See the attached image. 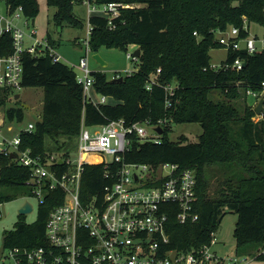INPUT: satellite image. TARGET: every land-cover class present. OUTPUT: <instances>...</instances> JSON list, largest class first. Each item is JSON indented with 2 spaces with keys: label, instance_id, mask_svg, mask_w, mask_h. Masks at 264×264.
Returning <instances> with one entry per match:
<instances>
[{
  "label": "trees",
  "instance_id": "16d2710c",
  "mask_svg": "<svg viewBox=\"0 0 264 264\" xmlns=\"http://www.w3.org/2000/svg\"><path fill=\"white\" fill-rule=\"evenodd\" d=\"M3 1L12 9L23 5L25 15L31 19L39 13L38 0ZM93 1L141 4L124 8L115 20L114 29L109 28L104 16L89 17L93 27L89 37L91 50L97 52L101 46L126 50L129 44L138 45L142 53L136 69L123 75L122 80L120 76L110 79L104 71H93L95 91L116 100L95 105L85 99L83 86L68 64L55 61L48 53L41 56L24 53L21 86L42 87L44 99L42 117L35 122L32 132L21 134L20 147L46 157L54 150L70 147L71 139L80 135L83 125L96 126L118 119H124L126 124L144 120L155 123L162 118L175 123H200L203 132L197 141L189 140L186 135L171 141L167 135L169 124L161 142H140L134 137V147L126 153L127 160L152 164L175 162L181 169L195 170L197 200L194 207L199 217L180 223L173 214L168 221L170 242L166 248L188 251L209 243L224 214L233 211L238 216L234 237L237 246L244 249L242 256L256 255L264 262V252H257L264 247V116L255 118L254 106L239 102L248 88L262 90L264 50L255 53L228 50L223 65H232L240 58L245 62L240 69L228 66L215 70L210 66V50L223 47L214 31L236 26L240 37L248 36L249 23L264 26V0ZM47 2L57 7L54 20L58 26L67 22L83 27L74 6L84 0ZM47 38L52 46H57L49 35ZM11 40L8 34L0 37L1 54L12 51ZM158 68L161 71L157 75L163 85L174 81L179 84L168 108L163 86L146 88L150 74ZM10 92L0 87V107L8 124L25 118L22 106L9 105ZM61 136L70 139L59 143ZM49 141L56 142L55 148ZM68 155L69 152L62 153L63 157ZM59 166L65 168L63 164ZM103 168L102 164H86L81 185L85 200L112 183V179L104 177ZM213 173L218 182L215 193L209 189ZM30 177V168L20 165L11 156L0 155V203L17 198V188L24 189L22 196H33V187L27 183ZM63 201L64 192L60 188L46 190L36 220L18 221L15 228L6 233V247L42 244L49 213Z\"/></svg>",
  "mask_w": 264,
  "mask_h": 264
},
{
  "label": "built area",
  "instance_id": "2783aa9c",
  "mask_svg": "<svg viewBox=\"0 0 264 264\" xmlns=\"http://www.w3.org/2000/svg\"><path fill=\"white\" fill-rule=\"evenodd\" d=\"M83 3L88 10L86 50L93 29L89 23L90 16L106 17L109 28L114 29L115 20L124 8L141 6L139 3L117 1L98 4L93 0H84ZM33 20L25 15L23 5L12 9L0 0V37L8 34L12 39V51L0 53V87L9 90L22 87L26 52L34 56L48 53L55 61H62L63 56L51 45L47 36H38ZM214 32L219 44L227 51L244 49L255 53L264 50V37H240L236 26ZM135 50L128 52L127 56L137 61L139 58L134 54ZM243 65V60L236 58L232 65L222 63L210 66L219 70L228 66L240 69ZM79 67L83 75L76 78L83 86L85 99L95 105L107 103V95L102 94L100 99L93 96L96 79L86 56H81ZM160 71L161 68H158L157 72L150 74L146 88L151 90L154 85L163 86L168 108L179 84L174 81L163 85L157 75ZM247 94L255 96L257 104L264 97V82L261 91L248 88ZM262 116L264 112L257 114V119ZM170 122V119L162 118L155 123L144 120L126 124L124 119H118L96 126L83 125L78 136L79 155L73 161L70 154L63 157L62 153L53 152L43 157L33 154L30 148L22 149L21 134L32 132L35 122L12 132L13 125L0 117V155L10 156L15 152L17 162L30 168L31 177L27 183L33 187V197L41 203L46 190L60 188L64 192V201L49 213L43 243L33 247H8V253L5 247L0 264H6V260H10V264H227L228 259L232 260L215 252L214 246L218 243L215 235L209 243L188 251L166 248L170 242L168 221L173 214L180 223L195 221L199 217L194 207L197 200L194 169H181L175 162L152 164L126 159V153L134 147V137L140 142L159 143ZM158 127L163 128V133L157 130ZM106 155L112 158L108 160ZM62 164L65 168L60 169ZM86 164H102L104 177L113 180L103 187L101 193L88 200L81 194ZM233 259V264H253L256 258L241 255Z\"/></svg>",
  "mask_w": 264,
  "mask_h": 264
},
{
  "label": "rangeland",
  "instance_id": "374dc122",
  "mask_svg": "<svg viewBox=\"0 0 264 264\" xmlns=\"http://www.w3.org/2000/svg\"><path fill=\"white\" fill-rule=\"evenodd\" d=\"M38 1L40 8L38 15L35 17V28L38 31V36L44 38L49 35L57 45L55 47L56 51L63 56L62 62L68 64L77 75H83V71L79 67L81 56L87 57L90 70L95 71L99 69L100 71H104L110 79L114 76H123L136 69L137 61L127 56L128 52H132L137 48V45L135 44H129L126 50L119 47L107 48L101 46L97 52L108 62V65L105 67L101 66L93 58L95 52L92 51L90 47L86 50L85 39L88 35L89 26L88 10L85 3H77L74 6V13L78 19L84 23L83 27H76L67 22H63L61 26H58L54 20V14L57 11V7L49 5L47 0ZM60 27L61 29H59ZM248 31L251 36H264V26L258 23H252ZM227 53L228 51L224 47L212 48L210 50L211 63L217 64V66L221 65L222 61L226 59ZM10 93L12 94V97L9 105L22 106L25 112V118L23 121L10 123L14 127L12 132L24 129L29 122H36L42 117L44 99V89L42 87H21L16 90H11ZM16 94H20L18 98H15ZM243 95L244 97H241L239 102L253 106L256 104L255 96L249 94ZM93 96L96 99H100L102 94L96 92ZM107 103H115V99L112 96H108ZM0 117L5 119L2 107H0ZM255 118H257V116ZM202 132L203 127L197 122H171L170 128L167 130V135L171 141H178L182 135H186L191 141H197ZM69 139L70 138L66 136H61L59 138V143L68 141ZM71 140L70 147H64L60 151H54L55 153L69 152L71 159L74 161L79 155V138L75 136ZM48 143L55 148L56 142L49 141ZM105 158L110 160L112 156L106 155ZM217 187L218 182L216 181V173H213L209 189L212 193H215ZM16 190L19 193L17 198L0 203V243L2 237L7 232L13 230L18 221H26L29 223L34 222L38 215V199L33 196H22L24 191L22 188H17ZM26 200H29L33 204V210L28 213H20L19 209ZM237 220L238 216L235 212L227 211L219 224L218 230L214 233L218 239V243L214 246L215 252L219 255L232 258V260L228 259L227 264H233V258H238L244 254V249L237 246L234 237V229ZM262 250H264V247L259 248L257 252L260 253ZM6 253H8V247L6 248ZM252 257L256 258L252 261L253 264H264V262L259 260L256 255H252ZM5 262L6 264L11 263L10 260H6Z\"/></svg>",
  "mask_w": 264,
  "mask_h": 264
},
{
  "label": "water",
  "instance_id": "95a60500",
  "mask_svg": "<svg viewBox=\"0 0 264 264\" xmlns=\"http://www.w3.org/2000/svg\"><path fill=\"white\" fill-rule=\"evenodd\" d=\"M35 20V19H34ZM33 20V21H34ZM61 29V27L59 28ZM141 53H142V50L140 47H137L136 50L134 51V54L139 58L141 56ZM93 58L103 67L107 66L108 65V62L105 61L102 56L98 53V52H95L93 54ZM244 65H245V62H244ZM120 80L123 79V76H120L119 77ZM20 94H16L15 95V98H18ZM254 110L255 112L258 114V115H261L263 112H264V97H261L259 99V101L257 102V104L255 105L254 107ZM202 126V124H201ZM157 130L160 132V133H163V128L161 127H158ZM12 158H15L16 157V153L15 152H12L11 155H10ZM61 161V160H60ZM33 210V204L29 201V200H26L24 202V204L22 205V207L19 209V212L20 213H28L30 211ZM5 238H6V235H4L2 237V240H1V243H0V258L2 256V253L4 251V248H5Z\"/></svg>",
  "mask_w": 264,
  "mask_h": 264
},
{
  "label": "crops",
  "instance_id": "0c3cea01",
  "mask_svg": "<svg viewBox=\"0 0 264 264\" xmlns=\"http://www.w3.org/2000/svg\"><path fill=\"white\" fill-rule=\"evenodd\" d=\"M251 24L252 23H249L248 25H247V29H249L250 28V26H251ZM249 32V31H248ZM250 34V33H249ZM257 34V33H256ZM255 36H258V35H255ZM258 37H264V36H258ZM223 62V61H222ZM99 70V69H98ZM116 101V100H115Z\"/></svg>",
  "mask_w": 264,
  "mask_h": 264
},
{
  "label": "bare ground",
  "instance_id": "6f19581e",
  "mask_svg": "<svg viewBox=\"0 0 264 264\" xmlns=\"http://www.w3.org/2000/svg\"><path fill=\"white\" fill-rule=\"evenodd\" d=\"M93 158H96V157H93ZM98 159V158H97Z\"/></svg>",
  "mask_w": 264,
  "mask_h": 264
},
{
  "label": "flooded vegetation",
  "instance_id": "af4514ba",
  "mask_svg": "<svg viewBox=\"0 0 264 264\" xmlns=\"http://www.w3.org/2000/svg\"><path fill=\"white\" fill-rule=\"evenodd\" d=\"M6 235V234H5ZM5 247H6V245H5Z\"/></svg>",
  "mask_w": 264,
  "mask_h": 264
}]
</instances>
